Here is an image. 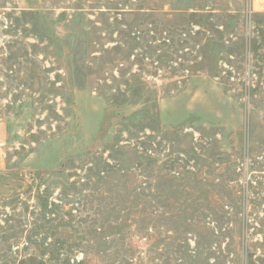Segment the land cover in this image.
<instances>
[{
  "label": "rangeland",
  "instance_id": "1",
  "mask_svg": "<svg viewBox=\"0 0 264 264\" xmlns=\"http://www.w3.org/2000/svg\"><path fill=\"white\" fill-rule=\"evenodd\" d=\"M0 264H264V0H0Z\"/></svg>",
  "mask_w": 264,
  "mask_h": 264
},
{
  "label": "crops",
  "instance_id": "2",
  "mask_svg": "<svg viewBox=\"0 0 264 264\" xmlns=\"http://www.w3.org/2000/svg\"><path fill=\"white\" fill-rule=\"evenodd\" d=\"M2 128H0V131ZM3 142L0 140V168L3 166V148H2Z\"/></svg>",
  "mask_w": 264,
  "mask_h": 264
}]
</instances>
